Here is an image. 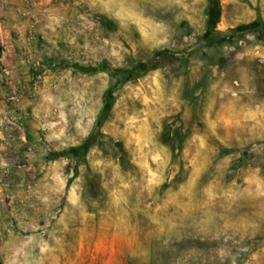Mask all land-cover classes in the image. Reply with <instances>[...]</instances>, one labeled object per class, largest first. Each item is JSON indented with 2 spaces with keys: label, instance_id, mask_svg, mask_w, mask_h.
I'll list each match as a JSON object with an SVG mask.
<instances>
[{
  "label": "rangeland",
  "instance_id": "374dc122",
  "mask_svg": "<svg viewBox=\"0 0 264 264\" xmlns=\"http://www.w3.org/2000/svg\"><path fill=\"white\" fill-rule=\"evenodd\" d=\"M0 264H264V0H0Z\"/></svg>",
  "mask_w": 264,
  "mask_h": 264
},
{
  "label": "trees",
  "instance_id": "16d2710c",
  "mask_svg": "<svg viewBox=\"0 0 264 264\" xmlns=\"http://www.w3.org/2000/svg\"><path fill=\"white\" fill-rule=\"evenodd\" d=\"M91 142L82 145L81 147L75 148L73 149L71 152L77 153V154H81L83 156H85L86 153V149L89 148V146H91Z\"/></svg>",
  "mask_w": 264,
  "mask_h": 264
}]
</instances>
